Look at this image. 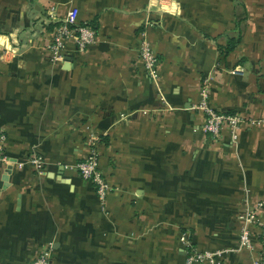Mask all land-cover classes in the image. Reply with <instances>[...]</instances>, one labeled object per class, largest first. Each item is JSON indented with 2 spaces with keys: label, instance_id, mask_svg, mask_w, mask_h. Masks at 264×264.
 Returning <instances> with one entry per match:
<instances>
[{
  "label": "crops",
  "instance_id": "0c3cea01",
  "mask_svg": "<svg viewBox=\"0 0 264 264\" xmlns=\"http://www.w3.org/2000/svg\"><path fill=\"white\" fill-rule=\"evenodd\" d=\"M71 8L96 41L68 42L51 65L50 26ZM143 31L156 82L138 55ZM2 51L0 132L13 162L0 165V264H27L48 242L57 264H184L183 233L202 249L236 247L237 216L264 201V121L234 143L227 128L206 132L194 106L208 79L218 111L264 120V0H0ZM92 133L114 186L105 204L76 168ZM257 255L228 252L223 264Z\"/></svg>",
  "mask_w": 264,
  "mask_h": 264
},
{
  "label": "built area",
  "instance_id": "2783aa9c",
  "mask_svg": "<svg viewBox=\"0 0 264 264\" xmlns=\"http://www.w3.org/2000/svg\"><path fill=\"white\" fill-rule=\"evenodd\" d=\"M50 16L56 18L54 9H52ZM77 16L78 9L71 8L63 23L56 25L53 29L52 38L45 45V52L51 65H57L62 61L68 42L73 41L80 50H85L96 41L97 34L95 29L87 24H78L76 22ZM3 54L4 52L2 51L0 58H3ZM138 55L151 80L156 82L160 76V60L145 31L142 32L141 40L138 44ZM194 108L204 114L203 129L206 132L215 138L221 134L223 129L227 128L234 143H237L239 131L244 124L260 125L264 121L261 118L247 117L240 113L218 111L210 103V83L208 79H205L199 88V100ZM6 142L7 135L1 131L0 165L5 166L13 162L6 152ZM86 143V153L77 162L76 168L84 180L94 185L99 200L102 204H105L108 194L113 191L114 186L100 168V138L92 133L87 137ZM28 162L35 166L39 174L44 172L45 160L41 155L31 154ZM17 166H23V162L17 163ZM263 206L264 201L258 200L254 205H248L237 216L240 225L238 243L234 248L202 249L194 244L188 234L183 233L180 240L186 248L184 264H223L225 255L228 252H241L243 250L249 252L258 251L253 264H264V219L260 213ZM27 264H57L53 260L52 242L43 244L37 251L36 256Z\"/></svg>",
  "mask_w": 264,
  "mask_h": 264
},
{
  "label": "trees",
  "instance_id": "16d2710c",
  "mask_svg": "<svg viewBox=\"0 0 264 264\" xmlns=\"http://www.w3.org/2000/svg\"><path fill=\"white\" fill-rule=\"evenodd\" d=\"M61 23H63V21L58 22L57 24H53V25H51L50 27L53 28L54 26L59 25V24H61ZM229 42H230V43H229L228 47L226 48L227 51L232 50V49L235 47V45L239 42V40H237V39H236V40L231 39Z\"/></svg>",
  "mask_w": 264,
  "mask_h": 264
},
{
  "label": "water",
  "instance_id": "95a60500",
  "mask_svg": "<svg viewBox=\"0 0 264 264\" xmlns=\"http://www.w3.org/2000/svg\"><path fill=\"white\" fill-rule=\"evenodd\" d=\"M12 167H13V166H9V168H8V172H10V171H11Z\"/></svg>",
  "mask_w": 264,
  "mask_h": 264
}]
</instances>
